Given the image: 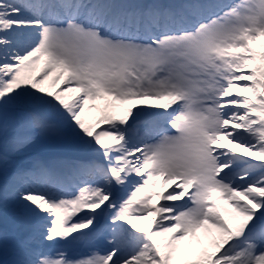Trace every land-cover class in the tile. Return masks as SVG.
Segmentation results:
<instances>
[{
    "label": "snow or ice",
    "instance_id": "6c2138e0",
    "mask_svg": "<svg viewBox=\"0 0 264 264\" xmlns=\"http://www.w3.org/2000/svg\"><path fill=\"white\" fill-rule=\"evenodd\" d=\"M0 264H264V0H0Z\"/></svg>",
    "mask_w": 264,
    "mask_h": 264
},
{
    "label": "rangeland",
    "instance_id": "374dc122",
    "mask_svg": "<svg viewBox=\"0 0 264 264\" xmlns=\"http://www.w3.org/2000/svg\"><path fill=\"white\" fill-rule=\"evenodd\" d=\"M134 2V0H120V2ZM231 147V145H230ZM19 160L16 159V165H25L30 167V162L33 160H44L54 159V158H65L74 159L75 157H95V153L90 149H86L84 146L80 145L79 142L71 138L70 134L64 130L59 135H53L50 137H38L36 142L29 148L27 153ZM41 160V161H42ZM153 203H158L153 201ZM179 203V202H178ZM11 217V216H10ZM8 217H4L7 219ZM149 225V221L144 223L143 228ZM8 232H13V224L8 227ZM14 235V234H13ZM12 235L9 236L12 239Z\"/></svg>",
    "mask_w": 264,
    "mask_h": 264
},
{
    "label": "bare ground",
    "instance_id": "6f19581e",
    "mask_svg": "<svg viewBox=\"0 0 264 264\" xmlns=\"http://www.w3.org/2000/svg\"><path fill=\"white\" fill-rule=\"evenodd\" d=\"M58 165V164H56ZM65 165H63L64 167ZM5 209L7 210L8 213L11 214H20L15 203L11 200L8 201L7 206L5 207ZM139 227H143L144 225V221H139L137 222ZM110 239V235H107L106 239L104 242L101 243V246L104 247L105 252L108 251L110 249V245L108 243V240ZM74 247L72 246L71 248H68L67 251L69 252V254L71 255V252H73ZM104 252V253H105Z\"/></svg>",
    "mask_w": 264,
    "mask_h": 264
}]
</instances>
